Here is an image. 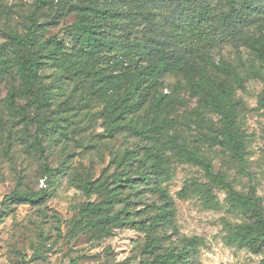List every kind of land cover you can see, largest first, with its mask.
Listing matches in <instances>:
<instances>
[{"label": "rangeland", "instance_id": "374dc122", "mask_svg": "<svg viewBox=\"0 0 264 264\" xmlns=\"http://www.w3.org/2000/svg\"><path fill=\"white\" fill-rule=\"evenodd\" d=\"M124 1L107 0L125 11L153 9L161 19L172 12L164 0ZM87 4L0 0V44L7 45L8 57H15L16 46L8 36L25 35L30 25L38 23L40 43L49 49L48 39L57 37L70 52L75 40L70 26L82 15L76 5ZM174 20L185 26L179 18ZM144 25L137 28L139 32ZM118 35L131 43L144 37L122 31ZM215 47L216 59L223 56L243 72L245 88H236L234 102L237 127L244 133L245 172L231 149L217 142L221 116L209 109L203 116L196 114L199 97L182 74L165 78L164 93L178 102L164 113L163 132L151 139L155 130L142 137L131 124L146 128V122L160 121L154 118L152 98L109 130L111 112L100 88H87L81 77L60 72L49 61L43 82L54 92L51 106L36 115L21 100L23 112L12 116L5 96L15 78L0 76V264H143L153 260L148 247L155 235L162 237L161 252L189 242L190 264H264V251L255 253L228 242V223L249 218L231 206L225 190L210 181L204 166L179 153L181 145L194 149L240 193L261 197L264 208V109L259 104L264 66L243 40H223ZM118 91L123 93L125 86ZM115 92L107 96L116 99ZM140 100L136 95L126 104L131 108ZM39 120L46 127L43 134L38 133ZM47 168L50 172L45 174ZM87 179L93 183L89 194L84 188ZM14 191L35 192L40 199L6 201ZM89 202L101 205L104 212L82 216ZM165 210L167 216L157 222Z\"/></svg>", "mask_w": 264, "mask_h": 264}, {"label": "trees", "instance_id": "16d2710c", "mask_svg": "<svg viewBox=\"0 0 264 264\" xmlns=\"http://www.w3.org/2000/svg\"><path fill=\"white\" fill-rule=\"evenodd\" d=\"M85 1L87 5H76L82 15L70 26L75 35L70 52L67 43L58 42L57 37L48 39L49 49L40 43L38 23L30 25L25 35L8 36L16 46L15 57H8L7 45L0 44V76H11L16 81L8 85L5 96L8 113L20 115L24 108L19 105L21 100L30 104L36 115L51 106L54 92L44 84L43 71L52 61L60 72L81 77L87 88H100V93L108 98L109 130L119 127L130 113L144 108L152 98L154 118H160V121L156 124L153 123L155 119L146 122V128L137 124L131 126L142 137H148L155 130L157 135L148 138H157L167 124L164 113L173 110L178 102L177 98L164 93L165 78L169 74H182L193 94L199 97L196 114L203 116L209 109L221 116L223 126L219 129L217 142L231 149L240 169L245 172L244 133L237 127L234 102L236 88H245L243 72L223 56L216 59L212 50L223 40H243L249 53L264 66V0H164L172 10L164 19L154 14L153 9L125 11L122 5H111L107 0ZM38 3L43 4V0ZM176 18L185 26L177 25ZM172 21L177 26L173 27ZM142 22L145 25L139 32ZM120 31L128 36L142 33L144 37H136L139 42L131 43L128 38L118 35ZM251 67L255 68L254 64ZM121 86H125L123 93L118 91ZM109 91H116V99L107 96ZM136 95L141 100L128 108L126 99ZM259 104L264 109V91ZM37 127L38 133H45L43 121H37ZM179 153L186 160L204 166L210 181L225 190L231 206L249 218L244 223H228V242L255 253L264 251L261 197L240 193L224 175L215 174L211 163L194 149L181 145ZM49 172L47 168L45 174ZM142 178L149 179L148 176ZM84 188L87 193L93 188L91 180L85 181ZM39 195L14 191L6 195L5 200L35 203L40 199ZM99 212H104L102 206L89 202L81 214L90 218L91 214ZM166 216L165 210L157 222ZM157 222H152V226ZM161 240L159 235L152 238L148 248L154 255L153 260L143 264H190L193 246L189 242L180 249L161 252Z\"/></svg>", "mask_w": 264, "mask_h": 264}]
</instances>
